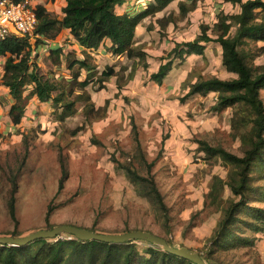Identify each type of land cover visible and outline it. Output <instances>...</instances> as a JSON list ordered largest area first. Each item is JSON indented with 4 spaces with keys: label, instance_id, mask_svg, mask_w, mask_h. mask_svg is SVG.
Returning a JSON list of instances; mask_svg holds the SVG:
<instances>
[{
    "label": "rangeland",
    "instance_id": "374dc122",
    "mask_svg": "<svg viewBox=\"0 0 264 264\" xmlns=\"http://www.w3.org/2000/svg\"><path fill=\"white\" fill-rule=\"evenodd\" d=\"M28 1L63 17L65 0ZM157 5L156 0H126L116 8L118 13L147 11L136 28L134 56L107 50L96 57L94 50L83 49L63 31L54 41L38 45L34 61L58 84L56 96L63 95V105H73L75 112L69 117H63L66 108L61 103L32 97L21 123L14 125L9 111L15 101L3 84L7 58H0V236L23 237L59 225L106 234L140 230L164 237L173 247L198 252L211 264H264V231L255 235L251 247L208 245L224 210L240 197L226 185L231 168L200 152L197 141L242 155L235 118L240 108L215 110L216 93H188L199 80L236 77L222 63V47L208 43L202 54L177 58L162 85L151 80L176 43L194 40L202 24L212 28L222 12L238 13L240 5L231 0H167L153 9ZM209 34L214 37L212 30ZM31 41L36 43L35 38ZM263 45L260 41L242 46L250 66L264 64V54L257 55ZM57 48L63 49L59 59L51 53ZM84 59L93 70L71 66ZM31 90L28 86L25 95ZM261 97L264 101V91ZM116 162L156 183L167 216L139 193ZM63 165L68 178L57 192ZM263 171L264 165H256L252 173L253 189L246 193L252 207L264 208V198L258 199V191L264 193ZM13 192L17 226L9 212ZM247 212L242 208L237 216L251 220ZM244 232L251 234L249 229ZM58 238L72 237L63 233ZM133 242L142 250L152 244Z\"/></svg>",
    "mask_w": 264,
    "mask_h": 264
},
{
    "label": "trees",
    "instance_id": "16d2710c",
    "mask_svg": "<svg viewBox=\"0 0 264 264\" xmlns=\"http://www.w3.org/2000/svg\"><path fill=\"white\" fill-rule=\"evenodd\" d=\"M65 1L61 18L48 11L45 6L39 5L35 8L38 24L33 37L10 34L4 39L0 38V58H7L4 64L3 84L9 89L15 101L9 111L14 125L21 123L28 101L32 97H37L43 103L51 101L56 105L61 103L62 107L66 108L63 117H69L75 112L71 103L63 105V95L56 96L58 84L42 73L33 58L39 44L54 41L64 29H69L78 45L85 50H97L106 39H110L111 45L107 50L113 55L134 56L136 28L147 11L139 14L118 13L116 7L123 6L126 0ZM231 1L240 5V12L235 14L222 12L212 28L202 24L201 34L192 41L176 43L165 58L166 62L151 75V80L162 85L177 58L183 59L186 54H202L206 45L211 42L220 44L224 67L236 75L232 79L213 77L199 80L190 86L188 93L189 96L216 93L215 110L235 106L240 108L235 118L241 131L242 155L222 146H213L205 140L197 141L200 152H204L208 158H220L231 168L226 185L235 197H240L238 201L233 200L229 203L208 241V245L211 243L218 248L226 249L234 248L236 245L251 247L255 244V235L264 231V208L250 206V199L246 194L253 189L251 180L256 165H264V101L261 97V92L264 91V64L250 66L241 51L242 46L248 45L249 42H264V0ZM156 2L158 5L153 6V9L167 4V0ZM180 7L183 11L188 10L185 4H181ZM209 30H212L214 37L209 34ZM33 38L36 40L35 44L31 41ZM62 51V48L51 49L52 55L57 59L60 58ZM258 51L257 55L264 54V45L259 47ZM75 64H79L80 68L93 70L87 59L74 61L71 66ZM74 77L78 75L74 74ZM28 86H32V90L25 95ZM116 166L117 169H124L130 180L138 187L139 193L167 216L168 207L152 179L140 175L131 167H124L118 163ZM67 176V168L63 165L59 191L63 189ZM14 192L9 203V212L17 226L19 221ZM261 192L258 191V199L264 198V193ZM242 208L248 210L251 220L240 219L237 216ZM51 213L52 210L49 209L47 224ZM246 229H249L251 234L246 235L244 232ZM90 231L103 233L97 230ZM12 237L18 236L14 234ZM71 237V239L57 237L54 241L40 239L25 246L0 244V264H197L168 253L154 244L142 250L133 240L117 244L95 240L83 241L73 235ZM167 241L173 246L169 240ZM201 256L211 264L210 259L202 254Z\"/></svg>",
    "mask_w": 264,
    "mask_h": 264
},
{
    "label": "water",
    "instance_id": "95a60500",
    "mask_svg": "<svg viewBox=\"0 0 264 264\" xmlns=\"http://www.w3.org/2000/svg\"><path fill=\"white\" fill-rule=\"evenodd\" d=\"M67 233L83 241H101L105 243H125L129 240H142L160 246L168 253L191 260L197 264H208L200 253L194 252L186 247L177 248L171 246L167 239L147 231L133 230L123 234L96 233L88 229L74 225H59L52 230H39L23 237L0 236V244L25 246L40 239H54L60 234Z\"/></svg>",
    "mask_w": 264,
    "mask_h": 264
},
{
    "label": "built area",
    "instance_id": "2783aa9c",
    "mask_svg": "<svg viewBox=\"0 0 264 264\" xmlns=\"http://www.w3.org/2000/svg\"><path fill=\"white\" fill-rule=\"evenodd\" d=\"M38 24L35 7L28 0H0V38L34 36Z\"/></svg>",
    "mask_w": 264,
    "mask_h": 264
},
{
    "label": "crops",
    "instance_id": "0c3cea01",
    "mask_svg": "<svg viewBox=\"0 0 264 264\" xmlns=\"http://www.w3.org/2000/svg\"><path fill=\"white\" fill-rule=\"evenodd\" d=\"M65 2V5H66V1H64ZM117 7H119V6H117ZM116 7V8H117ZM120 14H122V13H120ZM63 32H69V34H70V36H72L71 35V33H70V31H69V29H64L63 30ZM73 37V36H72ZM104 45H106L107 47H109L110 45H111V40L110 39H106L105 41H104V44H102L101 46H100V48H98L97 50H94L97 54H96V57H100V55H98V52L99 53H101V52H106L107 51V49L104 47ZM101 48H103V51H102V49ZM62 176H63V168H62ZM62 176H61V178H62ZM61 178H60V180H61ZM67 178H68V176H67ZM66 178V179H67ZM66 181V180H65ZM59 184H60V181H59ZM57 192H60L59 191V186H58V191Z\"/></svg>",
    "mask_w": 264,
    "mask_h": 264
}]
</instances>
